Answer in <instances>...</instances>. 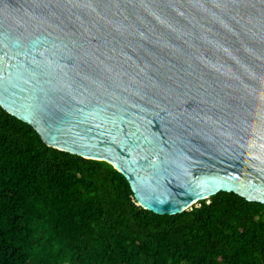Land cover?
I'll return each instance as SVG.
<instances>
[{
	"label": "water",
	"instance_id": "water-1",
	"mask_svg": "<svg viewBox=\"0 0 264 264\" xmlns=\"http://www.w3.org/2000/svg\"><path fill=\"white\" fill-rule=\"evenodd\" d=\"M0 106L157 214L264 203V0H0Z\"/></svg>",
	"mask_w": 264,
	"mask_h": 264
},
{
	"label": "trees",
	"instance_id": "trees-1",
	"mask_svg": "<svg viewBox=\"0 0 264 264\" xmlns=\"http://www.w3.org/2000/svg\"><path fill=\"white\" fill-rule=\"evenodd\" d=\"M0 264H264V203L219 191L157 214L0 106Z\"/></svg>",
	"mask_w": 264,
	"mask_h": 264
}]
</instances>
